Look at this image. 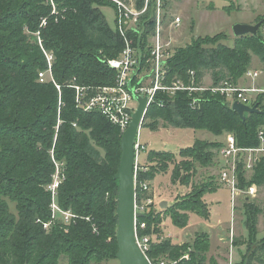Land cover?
Returning <instances> with one entry per match:
<instances>
[{"label": "trees", "instance_id": "16d2710c", "mask_svg": "<svg viewBox=\"0 0 264 264\" xmlns=\"http://www.w3.org/2000/svg\"><path fill=\"white\" fill-rule=\"evenodd\" d=\"M151 1L139 28L128 33L142 48L154 31L156 4ZM54 3L60 12L58 17L51 14L49 0H0V264H106L118 252L119 182L115 175L123 135L99 112L78 108L72 86L114 85L117 73L106 61L120 55L125 40L109 25L102 11L103 7L115 8L110 1ZM135 3L143 9L145 0ZM43 18L47 26L40 29ZM262 20L264 17L255 23ZM37 32L43 48L54 55L53 75L61 93L53 83L39 82V73L47 68V61ZM228 39L225 33L200 37L176 49L168 62L167 80L181 78L189 84L190 71H195L199 85L206 74L211 75L213 86L225 80L236 84L252 68L254 57L264 70L261 29L257 37L234 36L233 45L226 44ZM259 109L264 112V105L260 104ZM160 126L202 130L215 137L233 134L237 145L246 149L261 146V132L264 138V114H245L242 119L225 96L210 90L192 94L158 92L143 128L158 131ZM223 147L221 142L197 139L178 155L165 150L148 153L149 170L139 175L140 180L153 181L169 173L173 166L172 184L193 189L180 203L166 209L151 207L140 220L147 226L140 235L159 238L148 252L153 264L167 259L178 264H206L209 235L201 234L192 243L175 245L167 239L160 240L161 225L170 218L175 227L184 229L189 225L190 213L205 220L211 218L204 198L221 186L215 177L194 185L193 177L196 163L202 167L213 164ZM52 156L64 164L59 204L79 218L68 227L57 222L45 231L37 220L48 221L51 217V194L47 189L55 173ZM175 156L182 158L178 164ZM244 167L242 157L238 165L241 189L264 186V157L251 175ZM11 204L16 213L11 211ZM244 214L247 239L255 241L261 209L246 199ZM241 244L234 240L235 246ZM261 250L259 257L247 260L244 254L242 261L264 264V245ZM186 255L189 260L183 259Z\"/></svg>", "mask_w": 264, "mask_h": 264}, {"label": "built area", "instance_id": "2783aa9c", "mask_svg": "<svg viewBox=\"0 0 264 264\" xmlns=\"http://www.w3.org/2000/svg\"><path fill=\"white\" fill-rule=\"evenodd\" d=\"M115 5L116 9V29L125 40V47L117 58L107 60V65L116 73V81L114 85L102 86L97 88L72 86L76 91L77 107L85 112H99L109 122L117 126L122 135L129 128L134 113L136 112L139 102L137 97L146 98L147 105L144 112L146 113L154 102L158 92H168L174 94L177 91H188L191 94L195 92L212 91L225 96L226 99L233 104L239 101L242 104L253 107L255 105H264V88L256 86L239 87L229 81H221L218 85L205 87L199 85L195 71H190L189 84H186L181 78H173L167 80L168 62L175 53L173 49V39L170 38L167 42L164 39V27L162 19V1L155 0V18L154 31L150 39L152 44L150 47L142 44L135 46L133 40L128 36L130 31H135L141 24V17L147 12L150 0H145L143 9H138L135 0H108ZM52 6V15L58 17L60 15L54 0H49ZM58 21V18H56ZM182 24V18L176 17L172 24V30H176ZM47 26V19L43 18L40 24V29ZM264 30V27H261ZM39 44L43 50L47 61V68L39 73L40 83H53L57 90L61 93V86L57 84L53 75L54 55L46 51L42 46L40 32H37ZM258 72L251 69L247 71L244 77L249 79H257ZM205 78V77H204ZM204 80V79H203ZM135 102L134 106L132 103ZM61 105V101L59 102ZM144 120L142 122L143 127ZM76 127V125H74ZM141 127L134 141L135 161H134V189H135V239L136 243L143 253L144 257L153 264L148 257V252L151 249L152 243L157 242L156 235H140V232L146 229V223L140 222L142 218H137V214H146L151 207L160 208L156 201V195L152 189V181H142L139 175L147 173L149 165L147 161L142 162V153L146 152L148 146L141 141ZM260 133L261 146L258 148H241L237 145L236 137L233 134L225 136L224 147L220 151V156L223 159V165L220 171V182L226 186L231 192V215L236 217L235 210L238 208L239 198L245 197L247 200L256 198L257 186H252L246 190L239 187L238 165L241 158H244V169L248 174L253 173L256 165L264 157V138ZM55 165V173L52 183L48 187L51 194L50 212L51 217L48 221L38 219L45 231H50L52 226L57 222L63 223L66 227L71 225L77 218L70 210L61 208L58 202V191L65 180L63 165L57 162L52 156ZM90 220V218H86ZM67 231V230H66ZM161 240H164L161 238ZM234 241L231 236L230 243ZM232 250V249H231ZM188 258L187 256L185 259ZM156 264H175L167 260H162ZM228 264H234L233 251L230 253Z\"/></svg>", "mask_w": 264, "mask_h": 264}, {"label": "rangeland", "instance_id": "374dc122", "mask_svg": "<svg viewBox=\"0 0 264 264\" xmlns=\"http://www.w3.org/2000/svg\"><path fill=\"white\" fill-rule=\"evenodd\" d=\"M162 6L164 39L166 42L170 38L173 39L174 50L190 44L193 39L204 38L206 36L213 37L221 33L229 36L226 44L233 45V27L235 25L255 24L258 18L264 17V0H163ZM102 11L109 25L112 28H116V9L109 6L103 7ZM176 17L182 18V24L176 30H172L171 24ZM261 33L264 36L263 29H261ZM134 42L133 40V44L136 46ZM147 42V47H150L152 40L149 38ZM254 58L259 62L258 58ZM211 84V75L206 74L203 86L208 87ZM132 104L136 105L135 102ZM224 138L225 135L215 137L211 133L202 130L175 129L160 126L158 131H152L149 128L141 127V141L148 146V151L165 150L173 152L176 155L179 154L180 150L192 147L197 139L224 143ZM147 156L146 152L142 153V162L145 163L147 161ZM175 157L178 164L182 158L180 156ZM62 165L64 167V164ZM222 165L223 159L220 154L214 158V163L209 166L202 167L199 163H196L197 172L193 177L194 185L205 183L209 181L210 177H215L216 182L221 186L217 192L205 196L207 203L210 204L209 208L213 213L211 218L205 220L194 213H190V222L192 224L188 225L187 229L179 230L172 224L170 219H168V224L165 223L167 219H164L161 225L163 231L162 238L171 241L175 245H182L192 243L198 235L207 234L210 239V250L207 253L206 264H228L231 251H233L234 264H246L248 261H242L244 254L247 260L250 257L262 255L261 248L264 245V198H260L258 195L256 198L250 199V201L260 207L261 214L258 216V239L249 241L247 239L248 232L244 225L246 220L244 214L246 198H239L238 208L235 210L236 217L232 218L231 192L220 182ZM172 169L173 166H171L169 173L160 174L157 176L158 178L156 177V180L152 181V189L154 192H157L158 199H164L169 204L171 203L169 206L180 203L181 198H184L193 191L191 186L185 187L180 184H172ZM10 206L11 211L16 213L14 204ZM231 236L238 243L242 244L235 246L234 241L231 244ZM157 241H159V238ZM260 242L262 243L260 244ZM186 256L188 257L186 260H189L190 256ZM167 261L174 262L175 264L179 263V261L169 259ZM106 264H119V261L117 258H112L107 260Z\"/></svg>", "mask_w": 264, "mask_h": 264}, {"label": "water", "instance_id": "95a60500", "mask_svg": "<svg viewBox=\"0 0 264 264\" xmlns=\"http://www.w3.org/2000/svg\"><path fill=\"white\" fill-rule=\"evenodd\" d=\"M264 20L255 24H237L233 27L235 37L252 35L257 37ZM139 106L133 115L132 122L122 136L121 149L122 156L115 179L119 182L117 196V260L119 264H150L139 249L135 239V189H134V141L138 134L139 128L144 120L147 99L137 97ZM232 109L237 112L242 119L245 114H264L257 105L253 107L246 106L239 101L232 104ZM166 201L160 204L161 209L168 207ZM144 214H137V218H143Z\"/></svg>", "mask_w": 264, "mask_h": 264}, {"label": "crops", "instance_id": "0c3cea01", "mask_svg": "<svg viewBox=\"0 0 264 264\" xmlns=\"http://www.w3.org/2000/svg\"><path fill=\"white\" fill-rule=\"evenodd\" d=\"M252 71L254 72H258L259 73V76L257 79H249V78H246V77H243L241 78L240 80H238V82L236 83L237 86L239 87H252V86H256V87H259V88H264V70H263V65L261 64V62L255 60V58H253V63H252V68H251ZM225 139V138H224ZM158 178V177H157ZM156 178V179H157ZM155 179V180H156ZM155 182V181H154ZM257 188V196L259 195L260 198H264V186L262 187H256ZM155 195H156V201L159 203V205L164 202V199H158V194L157 192L155 191ZM204 200H206V203H207V199L204 198ZM167 202V201H166ZM168 205L169 202H167ZM209 207H210V204L208 203ZM211 211V216L213 215L212 213V210L210 209ZM170 219V218H168ZM168 219L165 223L168 222ZM171 220V219H170ZM199 222V221H198ZM168 224V223H167ZM190 224H192L190 221H189V226ZM188 228V227H187ZM186 228V229H187ZM178 229V228H177ZM179 230V229H178ZM177 245H180V244H177ZM221 259V258H220Z\"/></svg>", "mask_w": 264, "mask_h": 264}]
</instances>
